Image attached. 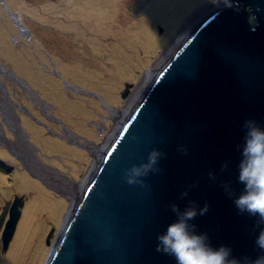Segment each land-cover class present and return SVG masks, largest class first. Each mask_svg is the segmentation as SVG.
I'll use <instances>...</instances> for the list:
<instances>
[{"label": "water", "instance_id": "1", "mask_svg": "<svg viewBox=\"0 0 264 264\" xmlns=\"http://www.w3.org/2000/svg\"><path fill=\"white\" fill-rule=\"evenodd\" d=\"M235 4L239 11L216 0L201 19L193 20L185 41L168 50L155 78L133 94L129 110L112 118L117 126L110 145L92 154L98 164L84 188L87 179L76 187V204L68 197L69 211L44 264H175L155 250V237L176 218L170 204L183 210L189 201L198 207L207 203V211L191 223L195 231L208 234L212 246L228 245L236 256L256 254V218L239 214L232 199L242 189L236 179L242 122L253 119L264 126V0ZM246 8L256 15L254 31ZM133 88L126 84L122 99ZM5 126L0 122V141L12 151ZM179 145L187 147L186 154L177 151ZM153 147L165 154L158 162L160 171L149 172L143 185L126 183L125 171L144 161ZM224 162L227 167L221 170ZM210 171L214 179H209ZM183 189L188 196L181 198ZM23 203L15 196L2 207L4 252Z\"/></svg>", "mask_w": 264, "mask_h": 264}, {"label": "bare ground", "instance_id": "2", "mask_svg": "<svg viewBox=\"0 0 264 264\" xmlns=\"http://www.w3.org/2000/svg\"><path fill=\"white\" fill-rule=\"evenodd\" d=\"M66 1L67 0H63V2ZM130 1L133 2L135 0ZM196 2L197 0H151L149 4H145V7L142 8L143 11L136 14L133 10L130 12L128 6L123 5L121 0H81L77 5L71 7L69 10H67L66 14H64L70 17V20L72 19L73 22L80 26V32L78 31V36L81 38L74 39V41L77 42V45L74 46L75 52H72L71 55H68L66 49H64V47H60L59 45H57V50L59 52H54L52 50L49 51L52 52L56 59H59L57 60L59 61V65L57 66H60L59 68L66 78H69L80 84L83 83L94 89H99L100 92H103L106 97L110 99V95L117 94V87L118 84L121 83V80L126 76H132L135 71V67L139 63L144 62V60L148 57L147 54L156 49L157 46H160L162 39L158 36L157 32H155L156 23L163 24L165 27H167L168 31L165 34L167 35L173 28L172 25L177 22L179 23V20L184 14L183 12L191 9L196 4ZM7 4L11 8L15 7L16 9H19V4L15 3V1L9 0L7 1ZM202 6L203 5L198 4L196 10ZM211 7L212 6H209L205 9L202 7L201 11L195 15L193 20L196 21L201 19ZM32 8H34L33 12ZM35 9H37L36 5L30 6L25 2L24 10L22 9L20 12L24 14V19L33 21L35 24L43 27L44 30L47 31L45 33H39L42 40L47 44V42H49L48 40L55 36L54 32L48 31V29L52 28L51 26H45L42 24L43 21H45L48 17H44V15L41 14H35L39 12ZM126 9L129 13L126 12ZM60 10H62V8H60ZM4 13L5 12L2 10L0 5V56L7 59L8 49L9 51H13V48L7 42L8 31L11 27L9 25L8 18ZM128 14H131L130 17H128ZM178 14L180 15L178 16ZM73 17H75V20H73ZM175 17L179 19H176L175 21ZM16 18L19 21L18 15ZM131 18L133 19V23H129ZM63 20L65 19L58 20L57 18V25L63 28L62 32H67V29L74 28V24L71 21ZM190 25L183 28L180 32L181 34L176 41L178 47L185 41L187 33L190 31L188 28ZM13 26L15 28L14 24ZM18 26L24 28L20 21ZM52 29L58 31V28L56 27ZM62 32L60 35L57 34L58 37H65L66 34ZM108 34H114L119 38L109 37ZM176 34L177 31L169 37V41L172 39L171 42L175 43L174 38ZM23 38L25 39V36H23ZM88 50L94 52L96 57L94 60H92V55L88 53ZM47 52V50H44V53ZM39 58H43V56L40 55ZM14 61L18 62L19 60ZM42 61L43 60H33L31 62L30 60L31 64H28L25 62V60H20V62L17 63V67H15V69L17 71H21L23 75L25 74L33 85L42 89L45 95L50 97V99H53L52 101L55 103L57 110L61 109L62 112L67 109V114L62 112V116H66L68 118V122L82 129V118L87 116L92 117L94 115L92 113L94 110L93 108L99 110L97 103L95 101L90 102L91 107L86 108L84 102L80 101L81 98L79 95H74L75 98H69L65 96L62 92L60 86L62 83L60 81L53 77L55 80L52 79L50 82L49 74L42 73L41 69L39 70L36 68V66L40 65ZM162 62L163 60L159 63V65L156 66V68L153 69L152 67V69L146 73V75L141 79V81L143 80L142 83L147 80L148 84L150 80L155 78V69H158ZM55 64L57 63L55 62ZM11 71H13L12 68L8 70L9 74L2 72V75L8 76L11 80H13V82H20L18 78L14 77L13 79L10 77V75L12 76V74H10ZM142 83L140 90H143L144 87L146 88V84L142 85ZM135 86L139 87V85ZM135 86L133 91L139 89H137ZM9 89L10 88H8L5 93L3 92V99L4 97L5 99H9ZM137 93H139V91ZM135 100L136 98L134 101ZM130 105L131 102L122 111H115L111 108V117L114 116V120H117L116 118L121 115V113L125 114V112L129 110ZM133 105L134 103L132 106ZM5 107L7 111V119L11 123L16 124V119H18L16 112H9V107ZM27 116L34 120L33 114L31 116ZM28 127L33 131H31L33 134L31 136L33 137L34 142L39 145V147L46 146L49 152H57L59 151L57 150L59 147L63 150H72L73 153L70 154L66 151H62L60 153L64 156L70 157L67 159L72 165L73 170L76 169L79 161L84 159V155L80 153L79 149V151H77V149L74 148H65L68 144L64 141L61 134L58 135V133H52L51 135L44 136L45 133L41 134V130L39 129V131L35 126L28 125ZM38 132L40 133L38 134ZM18 134L20 135V139L10 144L8 147L13 150V153L19 157L20 160L25 162L27 165V170L32 171L36 177L44 179L47 184L58 191L63 192L64 195L69 196V198L72 197L74 204H76L75 189L77 185L73 183L64 184L53 175H50L49 172H46L45 169H43V167L37 162V160L36 162L38 164L32 157V154L35 156L33 148H29L30 151L26 150L22 140L24 134L23 136L19 132ZM68 135L69 133L67 136ZM110 142L111 139L109 138L105 144H101L97 148H95L94 145H90V143H88L87 149L90 152H95L104 146V148H106L110 145ZM81 151H83V149ZM95 154H98V152H95ZM96 161H93V170L98 164ZM91 172L92 170L90 173ZM14 177L15 187H13V189L7 187L3 188L1 185L4 178L0 173L1 195L7 196L11 190L17 189L18 191H25L29 199L26 201V209L18 228L16 238L10 247L14 237L13 235L12 240L10 241L7 248L8 251L6 250L7 252L5 254L0 255V264H39V261L43 255V234L50 223L52 224L57 221L60 209L62 207V202L54 199L55 197L45 188L38 186L32 188V184L35 182L32 183L34 180L29 176V174L18 173ZM87 182L88 179L81 188H84Z\"/></svg>", "mask_w": 264, "mask_h": 264}, {"label": "rangeland", "instance_id": "3", "mask_svg": "<svg viewBox=\"0 0 264 264\" xmlns=\"http://www.w3.org/2000/svg\"><path fill=\"white\" fill-rule=\"evenodd\" d=\"M7 1L9 0H0V5H1L2 10L5 12L4 14L7 16L9 25L11 27L8 31L7 42L9 43V45H11V47L13 48V51H9L8 49L7 59L0 56V63H2V65L5 66L7 69L12 68V70L18 75V77L24 80V82L28 86H25V89H26V92H25L24 90H22V88H20V86L16 84V82H13V80H11L9 77H6L4 75L2 77L0 76V81H2L7 88H10V90L13 91L12 98L14 102L16 103V105L25 107V109L23 110H19V108L17 109L14 108L13 111L16 110V112H19L20 114L19 116L20 125H21L20 128L24 136L26 137L28 144L33 146V148L35 149L34 154L36 158L32 154V157L34 158L35 162L37 160V162L43 167V169H45L46 172H49L50 175H53L58 180L62 181L64 184L73 183V184H76L77 186H80L85 181V179L88 178L87 176L89 172L91 171V169L93 168L92 166L93 156L91 154H95V152L94 151L90 152L87 149L88 143H90V145H94V147L97 148L101 144H105V142L109 139V137L113 135L115 131V128L117 125L112 119L114 116L111 117V113H110L111 108L115 111H119V110L122 111L124 108H126V106L130 104L131 101L135 99L133 94L137 91H140L141 83L143 82V80L141 81V79L146 75L148 71L152 69V67L153 69L156 68V66L159 65V63L163 60L168 50H170L171 48H173V46L176 45V41L178 37L180 36L181 34L180 32L182 31V29L190 25V23L193 21V18L195 17V15H197V13L201 11L202 7H204L205 9L214 3L213 0H197L196 4L191 9L187 10L186 12H183L184 14L179 20V23L178 22L175 23L176 19H179L175 17V21H174L175 24L172 25L173 28L169 31L167 35H165L166 32L168 31L167 27H165L163 24L156 23L155 32H157L158 36L161 37L162 39L160 46L159 47L157 46L156 49L152 50L151 52L147 54L148 57L144 60V62L139 63L135 67L134 69L135 71L132 76L130 75L126 76L124 79L121 80V83H119L117 87L118 89V91H116L117 94L110 95L109 97L110 99H108L103 92H100L99 89H94L83 83L80 84L76 81L66 78V76L61 72V69L59 68L60 66H57L59 65L58 64L59 61H57L59 59H56V57L53 56L52 52L49 51V50H52L54 52H59L57 50V45H59L60 47L62 48L64 47V49H66V51L68 52V55H71L72 52H75L74 46L77 45V42L74 41V39L81 38L78 36L80 32V28H79L80 26H78L75 22L72 21V19L71 20L69 19L70 17L64 14H66L67 10H69L71 7L77 5L81 0H67L66 2H63V0H11L19 4L18 5L19 9H16L15 7L11 8L7 4ZM24 1L26 2L27 5L37 6V9L35 10L39 12L35 14H41V15H44V17L46 16L48 17L45 21H43L42 23L43 25L51 26L52 28L54 27L58 28V31H55L52 28L48 29V31L54 32L55 36L49 39L48 40L49 42H47V44L42 40L41 36L39 35V33H45L47 31L44 30L43 27H40L37 24H35L33 21H28L24 19L25 18L24 14L20 12V10L22 9L24 10V6H25ZM150 1L151 0H135L131 2L130 0H121V3L123 5L128 6V9L130 12L131 10H133L136 14H138L141 11H143L142 8L145 7V4H149ZM51 3H54V4H51ZM198 4L203 5V6L196 10V8L198 7ZM60 8H62V10H60ZM33 11H34V8H32V12ZM127 11L128 10L126 9V12ZM17 15L19 16V21L22 24V26H24V28L18 26V23H17L18 20L16 18ZM130 15L131 14H128V17H130ZM179 15L180 14H178V16ZM57 18L58 20L65 19L63 21H66V20L71 21L74 24V28L67 29L66 30L67 32H62L63 28L57 25ZM73 20H75V17H73ZM132 20L133 19L131 18L129 20V23H133ZM13 24L15 25L16 29L14 28ZM176 31H177V34L175 35V38H174L175 43H173L171 42L172 39L169 41V37L172 34L176 33ZM61 32L66 34L65 37H60V36L58 37V35H60ZM23 36H25V39L23 38ZM108 36L116 37L114 34H108ZM116 38H119V37H116ZM44 50H47L48 52L44 53ZM88 53L92 55V60L96 58L94 52L89 51ZM40 55H42L43 58H39ZM14 60H19L18 62H20V60H25V62H27L28 64L29 63L31 64L33 60H43L40 65L36 66V68L39 70L41 69L42 73H48L50 76V82L52 81V79L55 80L53 77H55L58 81H60L62 83L60 84V86L65 96L69 98H75L74 95H79L81 98L80 101L84 102V104L86 105L85 106L86 108H90L91 107L90 102L95 101L98 105L99 110L93 108L94 110L92 113L94 115L92 117L87 116V117L82 118V123L81 122L80 123L83 125V128L81 129V128L76 127L74 124H71L70 122H68V118L66 116H62L63 114L62 112H65L67 114L68 110L66 109L62 112H61V109L57 110V108L55 107V103L52 101L53 99H50V97L45 95L42 89L33 85L32 82L26 77L25 74L23 75L21 71L19 70L17 71L15 69V67H17L16 65L18 62H15ZM55 62L57 64H55ZM145 83H146V80L144 83H142V85H144ZM126 84H133L134 86L139 85V87L135 86L137 89L138 88L139 89L136 91H133L131 89L126 99H122L121 94L126 89ZM29 89H32L35 92L34 94L38 95L41 98V100L48 105V108L47 107L45 108L46 112L42 110L43 108L41 109L37 104L33 103V101L35 100H31V98L29 97L30 95L28 91ZM2 94H3L2 90L0 89V96H2ZM2 106L3 104L0 105L1 108H3ZM26 109L30 111L32 114H34V118L37 117L38 119L42 120L41 122L44 124H47L49 128L52 129L53 131L61 132V131H64L65 129V133L67 134L69 133L68 136L65 135V133H61L63 135L64 141L68 144L67 147L65 148L67 149L74 148V149H77V151L80 150V153L84 155V159H82V161L81 160L79 161L76 169L74 170L72 169V165L70 164L68 160L70 157L64 156L60 153L62 151H66L67 153L70 154V153H73L72 150L70 151L63 150L62 148L59 147L57 149L59 151L49 152L46 146L39 147V145L34 142L33 137L31 136L33 135L32 134L33 131L29 129L28 125L35 126L36 128H38V130L40 129L41 134L45 133L44 136L51 135V134L48 133L47 130L43 128L44 127L43 125H39L36 122H34L31 118H29L27 114L25 113ZM46 114L47 116H52V117H55L56 119H59L62 122V125H60L59 122L57 123V122H53L50 120H46L47 116H44ZM4 117L7 118V115L6 114L3 116L0 115L1 123L4 122ZM34 120L36 121V119ZM8 122L10 123V125L13 124L9 120ZM8 128H9V125H8ZM9 131L10 132L4 131V135L6 139L8 137L10 138L11 142H14L15 138L14 136H12L13 134L10 128H9ZM0 133H2V128H0ZM39 133L40 132H38V134ZM25 144L27 145V143ZM4 147L6 146H4V143L0 141V173L2 174L4 178L1 187L3 188L7 187L10 189H13V187H15L14 185L15 177L14 176L18 173H26V174H29V173L25 172L26 166L20 160V158H18L13 153V151L11 150L7 151ZM82 149L83 151H81ZM84 150L87 152H85ZM30 173L31 175L35 176L33 172L30 171ZM31 175L29 174V176L32 177L34 181H32L31 179L30 180L32 181V183L33 182L36 183V184L35 183L32 184L33 185L32 188L33 187L35 188L36 186L45 188L55 197L54 198L52 196L54 199L62 202V207L60 209L57 221L52 224L50 223L47 226L43 234V239H42L43 240V244H42L43 255L39 261V264H44L50 252L51 246L55 242L59 234V230L61 228V225L63 224L64 215L69 210L71 203L68 200L69 196L64 195L63 192H60L57 189L50 186L49 184H47L44 181V179H40V178L38 179V177L33 178V176ZM15 196L22 197L24 200V203H23L21 216L16 225L15 234L10 244V247L12 243L14 242L16 235L18 233V228L20 226L24 211L26 209V205H27L26 201L29 198L25 191H18L17 189L11 190L7 196L1 195V191H0V213L5 203L7 201H11ZM0 236H1V231H0ZM47 241L49 242V244H47ZM10 247H9V250H10ZM7 251L5 252L2 251L1 242H0V255L5 254Z\"/></svg>", "mask_w": 264, "mask_h": 264}, {"label": "clouds", "instance_id": "4", "mask_svg": "<svg viewBox=\"0 0 264 264\" xmlns=\"http://www.w3.org/2000/svg\"><path fill=\"white\" fill-rule=\"evenodd\" d=\"M215 2V0H213ZM225 6L234 7L239 11L235 0H224ZM247 23L250 31L257 27L256 15L251 8H246ZM243 143L240 148L241 160L238 166L237 181L242 185L238 195L232 199V204L239 214H247L255 217L254 227L258 231L253 239L255 249L254 256L242 254L233 255L230 246L220 244L212 246L206 232L195 231V225L191 223L198 215H203L208 205L205 203L198 207L195 201H189L183 210H179L175 203L170 204L176 218L166 224L162 232L155 237V250L174 258L175 264H264V126L253 119H245L242 122ZM177 151L187 153L185 145H179ZM165 154L157 148H151L144 161L131 165L124 175L128 184L143 185V177L149 172L160 171L159 160ZM227 167V162L221 164V170ZM209 179H214V174L208 173ZM223 188L229 196L232 195L228 183ZM180 197H187L188 190L183 189Z\"/></svg>", "mask_w": 264, "mask_h": 264}, {"label": "flooded vegetation", "instance_id": "5", "mask_svg": "<svg viewBox=\"0 0 264 264\" xmlns=\"http://www.w3.org/2000/svg\"><path fill=\"white\" fill-rule=\"evenodd\" d=\"M25 113L27 114V115H29V116H31L32 115V113L30 112V111H28V110H25ZM31 114V115H30ZM33 116H34V114H33ZM47 116V115H46ZM47 119L46 120H50V121H53V122H59L60 123V125H62V122L59 120V119H56L55 117H51V116H47L46 117ZM34 119H36V121L35 120H33L34 122H36L37 124H39V125H43L44 127V129H46L47 130V132L48 133H50V134H52V133H58V135H60L61 133H65V129H64V131H61V132H57V131H53L52 129H50L49 128V126L47 125V124H44V123H42L41 121L42 120H40V119H38L37 117L36 118H34ZM62 135V134H61ZM65 135H67V133H65ZM63 136V135H62ZM18 139H20V135L17 133L16 134V139H15V141H17ZM13 151V150H12Z\"/></svg>", "mask_w": 264, "mask_h": 264}]
</instances>
